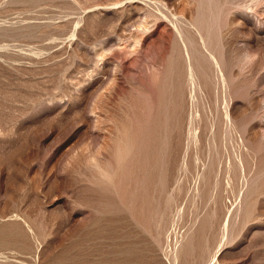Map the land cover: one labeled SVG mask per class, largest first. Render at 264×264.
I'll list each match as a JSON object with an SVG mask.
<instances>
[{"label":"rangeland","instance_id":"1","mask_svg":"<svg viewBox=\"0 0 264 264\" xmlns=\"http://www.w3.org/2000/svg\"><path fill=\"white\" fill-rule=\"evenodd\" d=\"M0 264H264V0H0Z\"/></svg>","mask_w":264,"mask_h":264}]
</instances>
